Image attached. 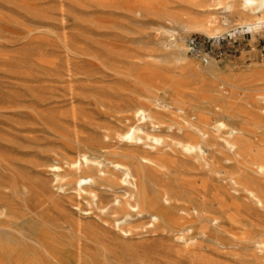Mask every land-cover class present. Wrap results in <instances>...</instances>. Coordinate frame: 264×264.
<instances>
[{"label":"rangeland","instance_id":"374dc122","mask_svg":"<svg viewBox=\"0 0 264 264\" xmlns=\"http://www.w3.org/2000/svg\"><path fill=\"white\" fill-rule=\"evenodd\" d=\"M227 3L232 5L230 11L223 8ZM224 16L228 23L215 22V34L205 30L208 20ZM243 18L238 0H0V185L8 187L1 189L0 196L9 200L4 210L0 208V220L9 228L6 243L20 254H33L30 239L41 224L24 210L22 192L19 199L12 196L18 188L13 173L19 171L17 175L36 177L53 186L48 165L72 156L90 138L99 140L103 129L117 125L120 110L140 94L135 75L157 68L153 63L156 53L167 71L195 79L203 69L245 78L256 64L264 63V30L244 31L239 24ZM189 39L197 41L195 48L189 47ZM177 41H183L186 56L177 60L171 53L163 55L161 49ZM261 88L256 87L264 94ZM73 111L76 127L70 119ZM224 158L222 148L211 155L220 171L218 186L225 184L231 171L238 170L236 159ZM190 176L196 180L205 177L199 168L192 169ZM210 199L190 217L191 235H168L161 226L142 221L134 226L133 242L168 243L170 249L150 248L148 254L169 264H264V210L233 194ZM56 200L69 216L85 224L105 220L88 198L74 199L71 190L60 193ZM236 201L245 203L246 209L231 207ZM57 213L55 210L53 216ZM38 217L47 218L46 210H40ZM256 237L263 240L260 246L252 242ZM184 253L190 261L181 255Z\"/></svg>","mask_w":264,"mask_h":264},{"label":"bare ground","instance_id":"6f19581e","mask_svg":"<svg viewBox=\"0 0 264 264\" xmlns=\"http://www.w3.org/2000/svg\"><path fill=\"white\" fill-rule=\"evenodd\" d=\"M238 2L240 13L245 17L239 23L243 30L250 34L258 28L264 30V0ZM230 3L224 5V10H231ZM218 21L223 26L228 18L208 20L205 30L215 34L218 27L214 23ZM161 52L171 53L177 60L186 56L183 41H177L170 48L165 46ZM156 54L153 63L157 68L144 69L142 74L135 75L140 92L136 91L140 94L120 110L117 125L103 129L99 140L90 138L72 156L48 165L53 186L36 177L17 175L19 171L13 173L11 178L18 188L14 187L12 196L19 199L18 194L22 192L24 210L41 224L35 229L36 236L30 239L33 254H20V250L6 243L9 228L1 219L0 264H169L163 258L148 254L150 248L170 249L162 239L150 245L133 242L137 222L161 226L172 236L191 235L193 212L210 203V197L222 199L232 194L264 210V94L256 89L260 85L264 91V63L256 64L253 73L245 78L203 69L195 79L167 71L160 64V54ZM70 119L76 127L74 111ZM219 148L225 152L224 159L233 158L238 163V170L230 172L223 186L216 185L220 171L211 161V155ZM196 168L205 175L202 180L191 178V170ZM7 188L1 184L0 195L1 189ZM68 190L74 199L88 198L103 215L104 222L85 224L80 218L69 216L56 200ZM8 201L0 196V208L4 210L3 205ZM230 206L246 209L242 201L232 202ZM42 209L46 210L47 218L38 217ZM55 210L58 216H53ZM252 242L260 246L263 240L256 237ZM185 247L186 252L188 242ZM181 255L190 261L186 253Z\"/></svg>","mask_w":264,"mask_h":264},{"label":"built area","instance_id":"2783aa9c","mask_svg":"<svg viewBox=\"0 0 264 264\" xmlns=\"http://www.w3.org/2000/svg\"><path fill=\"white\" fill-rule=\"evenodd\" d=\"M188 44H189V47L193 49L196 47L197 41L195 39H189Z\"/></svg>","mask_w":264,"mask_h":264}]
</instances>
